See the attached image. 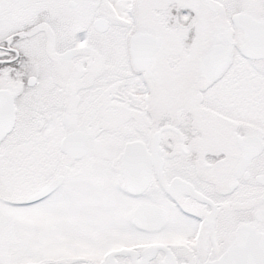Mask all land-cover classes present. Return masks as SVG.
<instances>
[{
  "label": "snow or ice",
  "instance_id": "snow-or-ice-1",
  "mask_svg": "<svg viewBox=\"0 0 264 264\" xmlns=\"http://www.w3.org/2000/svg\"><path fill=\"white\" fill-rule=\"evenodd\" d=\"M0 264H264V0H0Z\"/></svg>",
  "mask_w": 264,
  "mask_h": 264
}]
</instances>
